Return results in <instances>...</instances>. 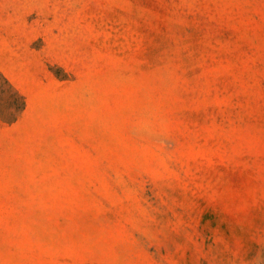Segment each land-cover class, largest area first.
I'll return each instance as SVG.
<instances>
[{
    "label": "rangeland",
    "instance_id": "obj_1",
    "mask_svg": "<svg viewBox=\"0 0 264 264\" xmlns=\"http://www.w3.org/2000/svg\"><path fill=\"white\" fill-rule=\"evenodd\" d=\"M0 264H264V0H0Z\"/></svg>",
    "mask_w": 264,
    "mask_h": 264
},
{
    "label": "trees",
    "instance_id": "obj_2",
    "mask_svg": "<svg viewBox=\"0 0 264 264\" xmlns=\"http://www.w3.org/2000/svg\"><path fill=\"white\" fill-rule=\"evenodd\" d=\"M25 109L23 95L0 72V121L12 124Z\"/></svg>",
    "mask_w": 264,
    "mask_h": 264
}]
</instances>
